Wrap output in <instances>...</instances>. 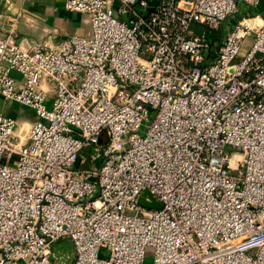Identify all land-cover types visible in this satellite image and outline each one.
Returning <instances> with one entry per match:
<instances>
[{"label": "built area", "instance_id": "built-area-1", "mask_svg": "<svg viewBox=\"0 0 264 264\" xmlns=\"http://www.w3.org/2000/svg\"><path fill=\"white\" fill-rule=\"evenodd\" d=\"M54 1L89 34L22 46L0 12V98L33 113L21 141L0 105V264L60 239L70 264H264V20L216 38L238 0Z\"/></svg>", "mask_w": 264, "mask_h": 264}, {"label": "crops", "instance_id": "crops-1", "mask_svg": "<svg viewBox=\"0 0 264 264\" xmlns=\"http://www.w3.org/2000/svg\"><path fill=\"white\" fill-rule=\"evenodd\" d=\"M61 7L60 3L54 0H0L1 13L12 15L17 12L19 13L16 25V39L22 46L28 44V41H30L29 39L32 37L31 34H35L36 31L40 30V27L37 25L39 21L46 22L42 24L43 31L51 28L54 29L53 31L63 34L62 36H57L56 39L68 35L64 34L66 32L65 28L73 12L67 13ZM242 7L240 17L242 16L247 22L255 24L259 23L257 20H264V0H258L256 5L248 8L244 5ZM14 74L17 75L16 73ZM3 100L4 99L0 98V105L2 107L4 105L2 103ZM10 110H5V112L9 115L11 114L10 116L12 117L16 116V114ZM22 110L23 113H27L29 116L19 115V122L23 126L27 125L28 128L30 122L33 120V113L27 107H22ZM50 251L54 259L57 260L56 262L64 255L65 258H70L71 263L73 250L69 239H61L57 243H53L50 247Z\"/></svg>", "mask_w": 264, "mask_h": 264}, {"label": "rangeland", "instance_id": "rangeland-1", "mask_svg": "<svg viewBox=\"0 0 264 264\" xmlns=\"http://www.w3.org/2000/svg\"><path fill=\"white\" fill-rule=\"evenodd\" d=\"M237 6H238V10L235 12L229 13L225 17V19L222 21L220 26L216 29L217 31L215 30L216 32H219V36H220L221 32L223 30H225L230 25L231 21H235L236 19H238L240 17V12L242 11V8H243L242 7L243 2L238 0ZM61 8L64 11H66L67 13L73 12L70 19H69V23L67 24V27L65 28V31H66L64 33L65 35L66 34H73V33L84 34V35L89 34L90 23H89L87 15L85 13H81V12H77V11H68V10L64 9L63 7H61ZM45 23L46 22H42V21L37 22V25H38V27H40V30L36 31L35 34H31L32 35L31 39L40 40V39H44L47 35H50L51 42H54L56 40L57 36L63 35L62 33H59L57 31H53L54 29H51V28L43 31V25L42 24H45ZM219 36H217L216 38H218ZM31 39H29V40H31ZM2 103L4 104L3 107L5 110L8 111L11 109L10 111L11 112L13 111L16 114V116H14V118L16 119V125L14 127L13 134L18 136V138H20V140L23 141L24 133L27 131V125L23 126L19 122V115H21V116L22 115L29 116V115L27 113H23L22 107H24V106H22L21 104H19L17 102H13V101H9V100L4 99L2 101ZM83 150H84V155H85L86 159L88 160L89 156L94 151H91L89 146H85L83 148ZM99 162H100V156H97L95 158V164L98 165ZM84 163H85V165L89 164L88 161H85ZM60 240H57L54 243H57ZM151 259H152V247L150 245H146L144 247V250H143L142 264H151ZM54 260L57 261L56 259H54ZM56 263L57 264H68V263H70V258H65L63 255L62 257H60L58 259V262H56Z\"/></svg>", "mask_w": 264, "mask_h": 264}, {"label": "water", "instance_id": "water-1", "mask_svg": "<svg viewBox=\"0 0 264 264\" xmlns=\"http://www.w3.org/2000/svg\"><path fill=\"white\" fill-rule=\"evenodd\" d=\"M104 140V137L103 136H99V141H103ZM149 197V200H146L145 197ZM139 202L142 204V205H145L147 207H159L160 206V203L158 201H156L154 198H152L148 192V190L146 189H143L141 195H140V198H139Z\"/></svg>", "mask_w": 264, "mask_h": 264}, {"label": "trees", "instance_id": "trees-1", "mask_svg": "<svg viewBox=\"0 0 264 264\" xmlns=\"http://www.w3.org/2000/svg\"><path fill=\"white\" fill-rule=\"evenodd\" d=\"M217 31V30H216ZM215 30L211 32L213 37H217L219 36V32H216ZM82 152H84V150L82 149Z\"/></svg>", "mask_w": 264, "mask_h": 264}, {"label": "bare ground", "instance_id": "bare-ground-1", "mask_svg": "<svg viewBox=\"0 0 264 264\" xmlns=\"http://www.w3.org/2000/svg\"><path fill=\"white\" fill-rule=\"evenodd\" d=\"M258 22H261L260 20H257Z\"/></svg>", "mask_w": 264, "mask_h": 264}]
</instances>
